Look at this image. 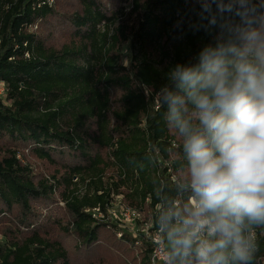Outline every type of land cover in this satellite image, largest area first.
<instances>
[{
	"label": "trees",
	"instance_id": "trees-1",
	"mask_svg": "<svg viewBox=\"0 0 264 264\" xmlns=\"http://www.w3.org/2000/svg\"><path fill=\"white\" fill-rule=\"evenodd\" d=\"M79 3L81 13L63 16L48 0H0V83L6 89L0 97V215L15 208L28 215L35 203L58 195L71 215L69 227H59L91 249L105 225L86 211L108 214L115 196L150 210L155 229L188 218L198 197L184 137L169 125L157 93L177 63L198 64L206 47L239 46L247 27L242 14L264 32V0H247L244 7L242 0H132L128 12L104 8L101 0ZM64 24L70 41L59 47L37 31ZM127 44L132 56L125 66ZM115 91L121 93L117 108ZM24 147L52 165L56 157L68 158L63 173L40 179L19 158ZM28 229L0 244V264H74L61 242ZM242 234L256 248L249 264H264V225L245 222ZM183 235L175 233L168 246L171 264H201L199 240L186 248L176 242ZM119 241L137 244L143 264H152L145 239L122 233ZM225 252L229 264H239L231 245Z\"/></svg>",
	"mask_w": 264,
	"mask_h": 264
},
{
	"label": "clouds",
	"instance_id": "clouds-1",
	"mask_svg": "<svg viewBox=\"0 0 264 264\" xmlns=\"http://www.w3.org/2000/svg\"><path fill=\"white\" fill-rule=\"evenodd\" d=\"M241 18L239 46L206 47L198 64L177 63L157 93L184 137L198 197L184 221L193 230L176 242L191 247L203 229L219 237L199 242L201 264H229V245L233 261L249 264L256 248L242 226L264 225V32Z\"/></svg>",
	"mask_w": 264,
	"mask_h": 264
},
{
	"label": "rangeland",
	"instance_id": "rangeland-1",
	"mask_svg": "<svg viewBox=\"0 0 264 264\" xmlns=\"http://www.w3.org/2000/svg\"><path fill=\"white\" fill-rule=\"evenodd\" d=\"M48 1L51 5H55L63 16H66V14L81 13L82 11L79 0ZM101 1L103 7L109 8V10L116 7H125L127 12L131 10L132 0ZM191 1L203 5L207 3V0ZM130 25H133V20L130 21ZM65 26L64 24L61 28L39 27L37 31H41V34L51 45L59 47L70 41L69 31L64 33L66 30ZM123 55L126 66L132 56L128 44L124 48ZM120 96L121 93L118 91H115L113 94L115 108L118 107L117 102ZM19 158L24 164L30 165L34 174L40 179L63 173L64 164L68 163V158L57 157L55 159L57 165L42 161L31 152L29 147H24L22 152H20ZM188 177L191 178L190 173H188ZM174 178L175 175L172 176L173 180ZM33 206V211L29 212L28 215H23V210L19 208H15L11 212H4L3 215H0V244L7 242L8 238L15 236L19 231H23L24 233L30 231L28 227L32 226L33 229H40L49 239L61 242L68 250L69 256L74 264H95L99 262H103L104 264H143L144 256H142L137 244L133 247L123 244L119 241L121 238L118 236V233L135 235L140 239L141 235L139 232H141L142 227L145 224L152 223L150 210H135L128 205L123 196H115L111 208L107 210L108 214L104 215V219H101L105 225V229L103 230L105 235L100 243L90 249L82 245V241L73 234L74 232L66 233L63 228L59 227L58 224L62 223L64 228H68L71 215L66 210L64 203L60 201L58 195H55L53 200L40 201ZM124 209L137 211L138 216L135 217L133 222L134 229L127 227L123 217ZM190 215V211L185 212V216L188 218ZM27 216H29L27 219L28 225H25L23 219L27 218ZM176 219H180V217ZM179 221L177 220V224L171 227L173 231H170L171 228L164 227L163 237L168 246L174 243L173 238L175 233L177 236H184L183 234L187 236L193 230V225H186L185 223L181 225ZM202 235L206 236V233L201 230L196 237H193V243Z\"/></svg>",
	"mask_w": 264,
	"mask_h": 264
},
{
	"label": "built area",
	"instance_id": "built-area-1",
	"mask_svg": "<svg viewBox=\"0 0 264 264\" xmlns=\"http://www.w3.org/2000/svg\"><path fill=\"white\" fill-rule=\"evenodd\" d=\"M5 96H6L5 84L0 83V97L5 98ZM158 108H159V103H158V101H156L155 109H158ZM193 201L194 200H192V204H193ZM135 210H131V209H129V210L124 209L123 210L124 221H125L128 228L134 229L133 222H134L135 217L138 216V213ZM86 212L93 214L94 217L98 218V219H104L105 218L104 214L102 213L100 208H97L93 211L87 210ZM121 228H123V227H121ZM202 231L206 233V236L202 235L196 241H198V240H199V242L203 241L206 237L210 236L208 234L207 229H203ZM163 232H164L163 227L155 229L153 223H151V224H145L142 227L141 232H139L141 235L140 239H139V237L134 235V237H137V239H139V241H142V239H145V241L148 244H150L151 249H152V252L150 255V261L152 264H171L172 255L168 249L167 242L163 237ZM118 236H120V238H121L122 233H120ZM141 237H142V239H141Z\"/></svg>",
	"mask_w": 264,
	"mask_h": 264
}]
</instances>
